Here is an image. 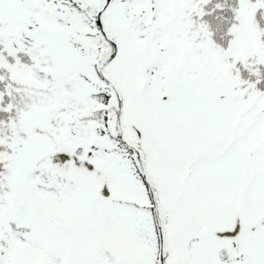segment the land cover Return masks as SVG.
Returning a JSON list of instances; mask_svg holds the SVG:
<instances>
[{
  "label": "snow or ice",
  "instance_id": "6c2138e0",
  "mask_svg": "<svg viewBox=\"0 0 264 264\" xmlns=\"http://www.w3.org/2000/svg\"><path fill=\"white\" fill-rule=\"evenodd\" d=\"M0 264H264V0H0Z\"/></svg>",
  "mask_w": 264,
  "mask_h": 264
}]
</instances>
